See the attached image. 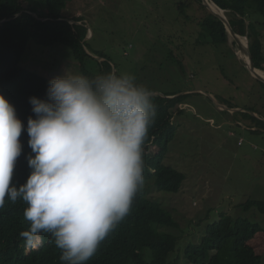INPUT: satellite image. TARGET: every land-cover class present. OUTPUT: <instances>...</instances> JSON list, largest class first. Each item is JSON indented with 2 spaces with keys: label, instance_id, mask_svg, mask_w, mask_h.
Instances as JSON below:
<instances>
[{
  "label": "rangeland",
  "instance_id": "1",
  "mask_svg": "<svg viewBox=\"0 0 264 264\" xmlns=\"http://www.w3.org/2000/svg\"><path fill=\"white\" fill-rule=\"evenodd\" d=\"M22 2L29 7L30 0ZM181 2L187 5L181 8ZM36 6L43 7L32 8ZM209 12L197 0H68L66 8L57 10L70 20L83 19L91 36L88 52L106 55L97 60L108 59L116 71L133 73L160 96L187 94L171 109L177 130L163 159L184 174L180 190H159L151 178L144 183L146 196L160 202L179 224L163 228L176 236L171 262L201 264L189 260L186 248L227 213L261 225L248 242L264 264V213L256 206L245 208L250 200L264 202V124L254 119L264 123V87L239 57L232 36L213 44L202 34L200 24ZM251 18L261 33L264 55V14L254 12ZM86 63L98 71L94 59ZM21 65L51 79L66 70L82 74L69 47L33 38ZM216 102L242 110L219 108ZM31 249L26 246L27 252Z\"/></svg>",
  "mask_w": 264,
  "mask_h": 264
},
{
  "label": "clouds",
  "instance_id": "2",
  "mask_svg": "<svg viewBox=\"0 0 264 264\" xmlns=\"http://www.w3.org/2000/svg\"><path fill=\"white\" fill-rule=\"evenodd\" d=\"M48 98L30 97L25 129L0 94V208L6 198L27 205L20 235L35 248L50 234L61 264H86L130 214L145 182L144 144L155 122L152 91L129 71L88 76L66 70ZM26 130L32 155L23 183H14Z\"/></svg>",
  "mask_w": 264,
  "mask_h": 264
},
{
  "label": "trees",
  "instance_id": "3",
  "mask_svg": "<svg viewBox=\"0 0 264 264\" xmlns=\"http://www.w3.org/2000/svg\"><path fill=\"white\" fill-rule=\"evenodd\" d=\"M22 1L0 0V94L15 107L26 129L28 118H35L30 97L46 100L49 82L52 80L21 65L30 38L43 45L60 42L69 47L84 75L113 71V67L108 59L99 61L87 52L88 41L83 40L89 29L81 17L72 18L81 21L82 24H78L57 13V10L66 8L68 0H30L27 8ZM197 1L204 7L202 0ZM211 1L225 11L236 33L248 37L256 67L264 71L261 33L251 18L254 12L264 14V0ZM39 4L43 7L32 8ZM183 4L187 5V2H181V8ZM3 19L6 21L1 22ZM200 26L202 34L213 44L226 43L231 37L224 23L211 12L201 21ZM96 55L106 57L102 52ZM90 58L98 63L97 72L87 67L86 61ZM259 82L264 87V82ZM186 96H153L156 118L144 144L145 182L153 179L159 190L178 192L185 178L182 172L165 164L163 159L177 130L172 122L171 109L181 104ZM247 116L254 118L249 114ZM21 143L22 153L14 172V183L17 184L23 183L30 172L27 157L32 152L28 146L26 130L21 135ZM26 206L20 199L12 203L6 198L5 206L0 208V264H61V251L50 234H42V243L27 252L26 241L20 235L29 227L23 215ZM252 206L264 213V202L250 200L245 204V208ZM178 226L170 211L160 202L146 196L143 186L134 198L130 214L86 264H173L169 257L175 248L176 236L163 228ZM260 229L258 222L222 213L217 221L207 226L198 243L186 248V256L190 261L201 264H261V256L248 242Z\"/></svg>",
  "mask_w": 264,
  "mask_h": 264
},
{
  "label": "water",
  "instance_id": "4",
  "mask_svg": "<svg viewBox=\"0 0 264 264\" xmlns=\"http://www.w3.org/2000/svg\"><path fill=\"white\" fill-rule=\"evenodd\" d=\"M202 3H203L208 9H210V11H211L215 16H217V17H218V18L224 23V25H225L227 31H228V32L230 33V35L233 37V39H234V41L236 42V44L238 45L239 49H241V50L245 49V52H246L247 56L249 57V61H246L245 59H243L244 62H245L246 67L249 69V71L251 72V74H252L256 79H258V80L264 82V77L257 73V70H259V69L256 67V64H255L254 58H253L252 53H251L250 48H249V44H247L246 48H243V46H242V44H241V38H242V36H241L240 34H238V33L235 32V30L232 28V26H231V24H230L228 18H227L226 16H224V15H222V14H220V13L214 11L213 8H212V7L209 5V3L207 2V0H202ZM219 8H220V7H219ZM221 10L224 11L223 9H221ZM33 14L36 16L35 13H33ZM42 19H44V18H42ZM67 20H69V21L72 22V23H75V21H72V20H70V19H67ZM4 21H6V19H3L1 22H4ZM76 23H78V24H82L81 22H76ZM87 27H88V26H87ZM90 37H91V36L88 34L87 37L83 40V42H85V41H86L87 39H89ZM87 52H88V50H87ZM88 53H90V52H88ZM94 57L97 58V59L101 58L100 56H99V57H98V56H94ZM113 71H116V68H115V67H114ZM152 93H153V96H155V95H160V93H157V92H155V91H152ZM182 94H185V93H181V94L173 95V96H168V95H165V94H162V93H161V95H163V97H166V98H175V97H177V96H179V95H182ZM216 105H217L219 108H223V107H224V109H228V110H230V111H241V110H242V109L234 108V107H233V108H232V107H226V105L224 106L223 104H220V103H218V102H216ZM243 110H244V109H243ZM250 111H251L253 114H256L254 111H252V110H250Z\"/></svg>",
  "mask_w": 264,
  "mask_h": 264
},
{
  "label": "bare ground",
  "instance_id": "5",
  "mask_svg": "<svg viewBox=\"0 0 264 264\" xmlns=\"http://www.w3.org/2000/svg\"><path fill=\"white\" fill-rule=\"evenodd\" d=\"M207 2L209 3V5L213 8L214 11L226 16L224 14V11H222L221 9L218 8V6L212 2L211 0H207ZM241 44L243 46V48H246L247 46V42H246V39H244V37L241 38ZM238 54H239V57H241L242 59H245L246 61H249V57L247 56L246 52H245V49L241 50V49H238ZM257 73L260 74L261 76L264 77V71L263 70H257Z\"/></svg>",
  "mask_w": 264,
  "mask_h": 264
}]
</instances>
